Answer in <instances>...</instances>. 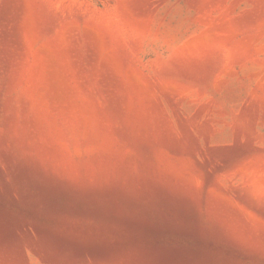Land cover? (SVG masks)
I'll return each instance as SVG.
<instances>
[{"label": "rangeland", "instance_id": "obj_1", "mask_svg": "<svg viewBox=\"0 0 264 264\" xmlns=\"http://www.w3.org/2000/svg\"><path fill=\"white\" fill-rule=\"evenodd\" d=\"M0 264H264V0H0Z\"/></svg>", "mask_w": 264, "mask_h": 264}]
</instances>
